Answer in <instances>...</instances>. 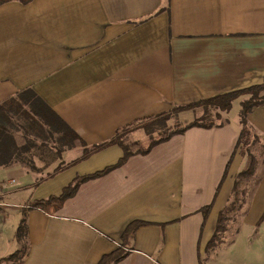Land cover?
I'll use <instances>...</instances> for the list:
<instances>
[{
  "label": "crops",
  "instance_id": "1",
  "mask_svg": "<svg viewBox=\"0 0 264 264\" xmlns=\"http://www.w3.org/2000/svg\"><path fill=\"white\" fill-rule=\"evenodd\" d=\"M263 80L264 0L0 4V104L32 90L79 136L58 148L46 129L28 140L16 132L17 145L30 140L34 151L31 164L0 165V260L23 248L16 234L24 218L28 254L21 264H98L122 244L127 226L142 220L116 264H203L249 160L236 150L235 103L230 123L194 126L131 155L84 181L52 214L31 203L118 162L124 151L117 144L87 153L118 128ZM249 121L264 143V105ZM253 184L244 223L255 227L264 213V156ZM211 202L205 219L202 208Z\"/></svg>",
  "mask_w": 264,
  "mask_h": 264
},
{
  "label": "trees",
  "instance_id": "2",
  "mask_svg": "<svg viewBox=\"0 0 264 264\" xmlns=\"http://www.w3.org/2000/svg\"><path fill=\"white\" fill-rule=\"evenodd\" d=\"M11 0H0V4ZM24 3L30 0H20ZM239 121L240 135L237 141L236 150L240 149L242 155H248L249 160L246 168L239 173L238 178L247 180L248 177L256 174L257 157L251 153V147L261 143V137L256 129L252 127L249 121V115L255 107L264 105V80L246 88L236 89L225 92L216 96L205 98L197 102L177 105L172 110L136 120L126 126L116 130L113 138L100 144L93 145L87 149L88 155L98 152L111 145H119L123 151V156L115 164L109 165L96 172L76 176L59 195H51L48 198L37 199L31 203V207L40 208L43 211L52 214L62 208L64 202L69 197L75 195L80 184L89 179L107 174L116 167L122 165L131 155L137 153H147L155 145L170 139L173 135L183 133L188 128L199 126L205 128L221 127L230 123L229 113L233 108L236 100H240ZM195 111L197 116L192 120L181 122L180 115L185 111ZM200 112V113H199ZM175 120L171 125L169 120ZM179 120V121H178ZM44 129L52 135L55 133L56 138L71 143L79 138L54 110L32 90H26L17 96L10 98L0 104V165H10L18 160L22 163L31 164L27 154L34 151L32 141H27L24 145H17L16 132L22 130L24 137L28 140L31 133L42 134ZM137 129H143L149 136L150 142L143 146L139 141L132 139V133ZM233 158V156H232ZM231 164V160L228 164ZM65 166H63L64 168ZM59 166L57 169H60ZM238 183V182H237ZM214 202L204 206L202 211L205 219L208 217ZM227 209V208H226ZM224 209L218 218V224L213 237L210 239L207 249L214 247L220 242V234L227 229L226 221L229 214ZM264 220V213L260 221ZM147 222L135 220L131 222L122 234V244L113 252L102 257L98 264H116L128 255V247L135 237L137 228ZM27 223L26 218L20 222L16 238L23 242V248L12 253L8 257L0 260V264H21L28 254Z\"/></svg>",
  "mask_w": 264,
  "mask_h": 264
},
{
  "label": "rangeland",
  "instance_id": "3",
  "mask_svg": "<svg viewBox=\"0 0 264 264\" xmlns=\"http://www.w3.org/2000/svg\"><path fill=\"white\" fill-rule=\"evenodd\" d=\"M239 107V100H236L233 109L236 111V116ZM234 114L233 111L231 115ZM196 116L195 111L189 110L182 113L179 120L185 122ZM174 122L175 120L171 119L168 124L171 125ZM56 137L55 139L59 143L58 148L70 145L71 140L65 143ZM132 139L139 141L143 146H147L150 142L148 134L143 129L134 131ZM250 151L260 163L264 156V143L261 141V143L252 146ZM79 171L84 170L79 168ZM254 181V176L248 177L247 180L237 176L226 209V213L229 214V219L226 221L227 229L220 234V242L216 243V246L204 250L203 264H264V222L261 221L255 227L247 226L244 223V215L251 200ZM13 216L17 217L19 214L14 212Z\"/></svg>",
  "mask_w": 264,
  "mask_h": 264
},
{
  "label": "built area",
  "instance_id": "4",
  "mask_svg": "<svg viewBox=\"0 0 264 264\" xmlns=\"http://www.w3.org/2000/svg\"><path fill=\"white\" fill-rule=\"evenodd\" d=\"M16 180L13 178V179H11L9 182L10 183H14ZM1 202V201H0Z\"/></svg>",
  "mask_w": 264,
  "mask_h": 264
}]
</instances>
